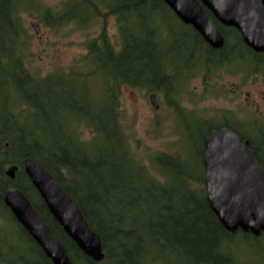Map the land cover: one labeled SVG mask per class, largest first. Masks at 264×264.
<instances>
[{"label": "trees", "instance_id": "trees-1", "mask_svg": "<svg viewBox=\"0 0 264 264\" xmlns=\"http://www.w3.org/2000/svg\"><path fill=\"white\" fill-rule=\"evenodd\" d=\"M156 1L175 17L162 0H100L101 3L76 0L73 12L78 13L79 6L86 4L88 21L91 20V15L104 17L98 4L116 18L121 47L117 51L102 32L99 39L88 43L86 56L81 61L84 65L80 74H59L44 80L33 77L24 68L30 38L23 31L19 17L23 12L18 7L20 0H0V156L3 157L0 162V192L5 193L8 189L22 192L64 247L72 264L98 263L91 262L68 239L23 169L12 182L5 180L1 168L3 164L21 166L27 158H33L46 169L61 190L79 207L92 231L100 236L105 260L99 264H158V258L152 256L153 248L176 254L180 257L181 264H244L232 248L234 240L242 237L261 241L264 235L255 239L242 232L235 235L226 233L209 209L205 190H197L193 185L194 182L204 185L205 178L196 181L193 174L182 171L183 164L178 156L162 155L161 158H156V162L166 173L176 170L174 173L179 185V208L169 204L171 196L170 190L165 186L166 174L157 170L163 177L159 181L150 174L149 168L138 162L122 126V114L117 102L122 87L143 89L148 93L163 91L170 95H180V88L175 87L177 81H181L180 77L186 69H198V61L201 63L200 67L213 71L227 67L240 56L239 51L231 54V43L225 32L221 33L228 44L222 50H213L191 27L182 25L176 17L182 27V34L171 49L165 46L168 34H162L157 28L148 27L146 38L136 33L133 16H143L146 6ZM72 2L74 0L66 4ZM69 7L70 5H66V9ZM156 10H160L158 5H155L154 11ZM144 19L152 21V26L155 25V17L151 19L148 15ZM44 21L49 26H55L53 18H50L49 23L47 18ZM5 37H8V43L4 42ZM175 53L185 62L182 67L175 66ZM86 67L88 72L83 71ZM96 77L101 78L106 92L111 96L113 112L109 113L111 117L104 124L98 115L91 113L97 102L93 100V93L86 90L89 82ZM80 99L83 102L81 107L89 110V117H96V126L83 121L78 126L71 127L70 131L60 127L57 131L62 137L59 138H55L54 130L46 127L37 129L35 121L39 114L50 122L52 117L46 116L49 109H54L55 106L60 109L63 101L77 108ZM200 123L208 127L207 136L222 126L203 121ZM80 126L91 130L94 137L98 133H110L113 140L107 149L110 151L120 148L121 161L109 158L104 152H96L90 142H81L77 135V127ZM250 132L259 135L260 131L255 125L248 127L249 139L254 142ZM73 136L75 138L71 140ZM64 139L67 141H63ZM127 172L131 174L128 175ZM121 173L138 183L142 179L146 182L138 187L129 182L120 185L117 182L121 180ZM121 190L125 193L119 194ZM0 218L2 224L7 220L13 221L26 239L35 245L42 258L40 264H52L5 205H0ZM0 244L11 252L9 238L0 240ZM0 264H5L1 253Z\"/></svg>", "mask_w": 264, "mask_h": 264}, {"label": "rangeland", "instance_id": "rangeland-1", "mask_svg": "<svg viewBox=\"0 0 264 264\" xmlns=\"http://www.w3.org/2000/svg\"><path fill=\"white\" fill-rule=\"evenodd\" d=\"M71 1L73 0H20L18 7L23 12L19 17L23 31L30 38L24 68L35 78L45 80V78L53 75L80 74L81 67L84 65L81 61L86 56L88 43L99 39L102 32L105 33L106 40L117 51L121 47V37L116 18L110 16L105 9H101V4L97 6L104 17L97 18L91 15L92 18L88 21L89 15L87 14L86 4L80 5L79 12L74 14L75 8H73V5L66 9V5L69 6L66 3ZM94 1L100 2V0ZM155 5L160 8L159 12L158 10L154 11ZM44 11L49 13L45 14ZM67 11L70 15L68 17L78 19L77 26L72 23L68 25L59 24L57 27L49 26L44 21L45 18L48 19V23L50 18L57 20ZM142 14L143 16H133L132 18L134 31L146 38L148 36L146 32H149L148 27L157 28L162 34H168V41L165 42L166 48H173L176 39L182 34V27L175 18L176 16L170 15L159 1L149 3ZM148 15L151 16V19L155 17V25L152 26V21L148 22L144 19ZM32 23L39 24L41 37H38L31 28ZM4 42H9L8 37H5ZM17 48H20V46H17ZM173 57L177 68L182 67L183 63L185 64L182 59H179L178 53L173 54ZM197 66L198 69L196 70L188 68L183 71V76L180 77L181 81H177L175 87L180 88V95H170L168 92L164 93L163 91V93H148L143 89H130L129 87H122L120 94H118L117 102L121 110L120 114H122V126L132 145L131 148L133 147L132 152L138 162L149 168L150 174L157 177L159 181H162L163 177L157 173V170L166 174L165 186L170 190L171 196L169 197V204L175 208H179L177 198L179 185L174 173L176 170L166 173L164 168L156 162V158L159 159L162 155L178 156L183 164L181 166L182 171L186 170L188 173L193 174L196 181L202 180L205 178V174L202 172L204 170L201 160L204 154L203 141L207 137L208 127L199 125L197 120L204 123L210 122L211 125H219L221 119L225 116L228 118L231 112L245 121L248 124L247 127L255 125L254 121L260 122L253 109L245 108L244 97L229 95V89L235 83L240 82L238 77L245 75L236 72L241 69L240 63L217 70L214 69L213 71L200 67L201 63L199 61ZM83 71L88 72L87 67ZM86 90L93 93V100L97 102H93L96 106L91 109V113L98 115L102 124L106 123L111 117L109 113H112L113 110L110 102L111 96L106 92L101 78L96 77V79L89 82ZM153 94L156 96L155 100H157L159 107L157 110L148 100L149 96ZM258 98V95H251L250 99L258 100ZM65 103L66 101L60 103V109L55 106L54 109H49L46 112V116L52 117L50 122L45 121L46 117L39 114L35 121L37 129L46 127L48 130H54L55 138H59L62 137L58 134L60 127L67 128L70 131L71 127L78 126L83 121L93 123L96 126V117H89L87 114L89 110L81 107L83 103L81 99L78 101L80 105L77 108ZM77 128V135L81 142H90L96 152H104V155L109 156V158L121 161L119 159L122 151L118 150L120 148L110 151L107 149L113 140L110 133L102 132L94 137L93 132H90L91 130L85 126ZM235 128L241 130L236 126ZM250 133L257 146L264 143L260 135ZM243 134L250 136L249 133L247 134L244 131ZM107 135L110 137L108 138ZM74 138L73 136L70 139L73 140ZM63 141H67V139ZM262 157L264 158V153ZM2 159L3 157L0 156V162ZM6 166L7 164H3L2 170H5ZM127 173L128 175L131 174ZM119 177L121 180L117 183L120 185L129 182L135 183L138 187L146 182L142 179L138 183L132 177L124 176L122 173ZM193 185L197 190L201 188L205 190V185L198 182H194ZM119 192V194H123L124 191ZM5 216H7L6 213ZM2 222L0 218V240L7 237L11 242V252L3 244H0V253L3 255L5 264H40L42 258L37 253L35 245L26 239L18 229L19 227L11 220L5 221L4 224ZM234 241L232 248L244 264H264V238L261 241H256L252 238L238 237ZM152 256L158 258V264H181L179 256L168 254L165 250L153 248Z\"/></svg>", "mask_w": 264, "mask_h": 264}, {"label": "water", "instance_id": "water-1", "mask_svg": "<svg viewBox=\"0 0 264 264\" xmlns=\"http://www.w3.org/2000/svg\"><path fill=\"white\" fill-rule=\"evenodd\" d=\"M176 18L191 26L213 50L225 47V38L210 20L204 8L226 27L238 29L244 43L256 53L264 52V0H162ZM31 28L41 37L40 26ZM156 96L150 95L157 110ZM249 141H241L230 129L213 131L204 140L203 166L206 200L226 233L238 232L257 239L264 235V168L249 149ZM23 171L42 199L50 215L76 247L93 263H102L105 254L100 236L92 231L79 207L57 185L46 169L33 158L24 161ZM17 167L6 171L15 181ZM1 197V195H0ZM30 200L19 190L6 193L4 205L18 224L32 238L52 264H72Z\"/></svg>", "mask_w": 264, "mask_h": 264}, {"label": "flooded vegetation", "instance_id": "flooded-vegetation-1", "mask_svg": "<svg viewBox=\"0 0 264 264\" xmlns=\"http://www.w3.org/2000/svg\"><path fill=\"white\" fill-rule=\"evenodd\" d=\"M73 4H76V2H74V3L72 2L69 5L71 6ZM73 8H76V6L73 5ZM203 11L206 12V14L210 18V20L213 22V24L216 26V28L220 31V33L225 32L228 35L229 42L231 43V45H230L231 54H233L236 51H239V53H240V56H238V59H236L237 61L230 63V65L233 66L236 63L237 64L240 63L241 69L236 71V72L237 73H243L245 75L238 77V78H240V82L235 83L233 85V87H231L229 89V95H233L232 97L239 96V97L245 98V105H246L245 108L253 109L255 116H257L258 120H260V122L255 121L254 124L258 128V130L260 131L259 135H260L261 139L264 140V52L256 53V52L252 51L244 43L243 37H242V35H240L238 29H236L234 27H226L222 23H219V21L215 18V16L211 12H209L206 8H204ZM73 13L77 14L75 12H73ZM63 16L64 17L62 19H59L60 21L55 20V26H57V24H63V23L66 25H68L69 23H72L75 26H77V24L79 23L78 19L68 17V16H70L68 14V11ZM187 27L190 28L191 26H187ZM191 30L193 32H195L196 34H198L192 27H191ZM227 44H228V42L225 38V45H227ZM251 95H254V96L258 95L259 96L258 100L250 99ZM200 125H201V123H200ZM221 125L222 126L219 129L213 130V131H220L222 129L227 128V129H230L231 131L235 132V134H237L239 136L241 141H243V142L249 141V144H248L249 149L254 152L255 157L258 159L259 163L264 168V158L262 157V155L264 153V143L261 144V146H257L254 142H251V140L249 139V136H246L245 134H243V131L245 133L248 132V127H247L248 124H246L245 121H243L242 119L238 118L236 116V114L230 112L228 118L225 116L221 119ZM235 126L237 128H240L241 130H236ZM213 131H211L209 134H211ZM209 134H208V136H209ZM204 152H205V150H204ZM203 156H204V154H203ZM202 163H203V160H202ZM23 165H24V162L21 166L20 165H13L11 163L7 164L6 169L2 170V174L4 175L5 180H8V178L6 177L5 171L9 167H17V169H18V172L16 173V177H17V174L23 169V167H22ZM8 181H11V180H8ZM12 182H14V181H12ZM13 190L14 189H8L5 193L0 192V195H1L0 205H4V198H5L6 193L9 191H13Z\"/></svg>", "mask_w": 264, "mask_h": 264}]
</instances>
